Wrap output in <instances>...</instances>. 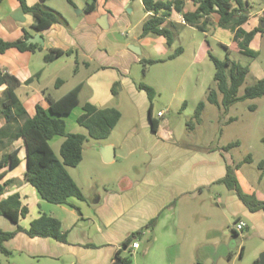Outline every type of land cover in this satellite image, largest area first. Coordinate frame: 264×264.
<instances>
[{"label": "crops", "instance_id": "crops-1", "mask_svg": "<svg viewBox=\"0 0 264 264\" xmlns=\"http://www.w3.org/2000/svg\"><path fill=\"white\" fill-rule=\"evenodd\" d=\"M64 1L66 5L60 4L62 5L60 7L57 6L58 0L44 2L49 8L61 13L67 24H54L43 31L34 29L33 16L21 11L18 0H2L0 2L1 41L13 42L20 39L24 32L28 33L30 37L35 34H41L44 37V45L38 44L40 48L34 51H19L10 48L0 54V71L7 72L20 81L21 85L16 90V94L30 116L33 114L36 104L48 109L49 105L45 94L50 93H47L48 88L41 84L44 74L56 67L57 62L63 56L72 58L74 62L81 58L84 70L91 71L87 80L76 82L57 97L50 94L54 99H58L81 83L78 104L69 114L76 112L75 119L77 121V118L83 113L82 106L97 99L95 97L100 87L97 83V76L100 72L108 69L115 70L117 73L120 70L127 72L130 62L135 60L140 63L144 59L139 58L141 48L139 53H134L127 49L128 43L111 38L108 32L112 23L128 27L127 19L118 13V5L122 9L128 10L132 0H92L93 8L88 12L84 10L85 7L78 8L79 0ZM243 1L246 3L245 9L249 12L248 20H260L261 13L264 11V0H261L262 5L257 6L254 13L250 11V0ZM39 2L40 0H26L29 7ZM70 7L79 9L77 15L84 16L83 20L74 27L68 22L70 19L68 8ZM195 8L192 0H184L182 12L178 13L173 10L166 18L163 27L170 23L177 26L185 25L182 13L192 12ZM129 10L128 13L131 14L132 10ZM144 12L145 18L142 23L152 15L145 9ZM102 18H104V27L99 25ZM218 19L217 14H212L211 24H217ZM245 23L241 26L242 28ZM139 38L142 39L140 36ZM48 48L71 51V54L63 55L53 62L46 63L43 57ZM206 48H209V45H206ZM121 79L130 86L131 94L136 100L140 101L145 96L146 104L140 102L141 131L132 128L122 141L109 143L114 148V159L109 164L118 159H129L138 150H143L148 157L145 162H142L144 167L142 174H131L130 169L136 163L129 164L131 167L128 168L121 166L118 176L112 177L109 181L110 184L103 183L102 188L96 184L98 188L94 190L93 201L84 196V200L70 198L66 204H51L40 198L36 190L24 181L25 147L21 139L13 141L12 146L19 149L20 162L14 169L7 171L1 180V183L13 181L3 198L17 193L22 206L28 209L27 215L20 218L18 222V226L23 230L29 228L31 221L45 214L60 222L61 232L65 233L66 241L59 242L41 237L31 238L25 233L19 232L4 243L5 248L10 251V254L6 255L10 258V264H111L118 260L116 253H119V257L123 258L127 252L130 254L131 264H177L181 254L179 227L181 222L186 223V218L184 215L181 216V213L185 212L184 207L194 203L205 192L208 196L212 194L215 199L223 198L225 208L234 217V221L238 219V221L245 222V228H248V224H250L251 235L249 238L258 239L260 243L257 249L259 252H263L264 211H249L234 190L227 188L228 193L223 196L216 191L211 193L212 187L223 184L222 180L225 178L228 168L237 164L230 156L229 150L225 151L223 147L219 146L196 148L180 143L173 137L168 121H159L164 117V115L158 116L161 111L157 112V118L151 114V117L157 122L155 131H152L148 116L149 108L152 109L151 100L146 92L139 93L137 87H132L133 84L130 80L123 76ZM59 80L61 79L51 80L50 85L55 91L65 84L63 80H61L62 84H59ZM116 81L118 82L113 78L111 83L116 85ZM86 88H88L89 97L82 101L81 94ZM5 89L6 85L0 86V98ZM5 124L4 118L0 115V128ZM234 175L242 192L248 195L252 194L257 200L264 202V198L252 190L248 181L241 175L240 166L235 170ZM72 179L76 183L75 179ZM152 221L155 222L149 227ZM0 229L10 232L14 231L16 226L4 217H0ZM134 234L137 235L135 236L136 240L145 237L148 242L140 254H138L141 249L140 244L136 250L131 249L134 240L127 248L122 247L124 241ZM242 254L243 249L240 256Z\"/></svg>", "mask_w": 264, "mask_h": 264}, {"label": "rangeland", "instance_id": "rangeland-1", "mask_svg": "<svg viewBox=\"0 0 264 264\" xmlns=\"http://www.w3.org/2000/svg\"><path fill=\"white\" fill-rule=\"evenodd\" d=\"M91 3L92 0H79L77 5L79 9H82L86 4ZM57 4L60 7L66 5V2L58 0ZM250 4V11L254 13L256 7L262 5V1L250 0ZM68 9L70 12L68 22L74 27L83 20L84 16L77 15L79 9L71 7ZM129 9L132 10L131 14L126 8L122 9L118 5V13L127 19L129 25L122 27L115 23L110 24L108 32L111 38L128 43L129 50H131L130 46L138 50L141 48L139 58L144 60H164L179 47L183 53L174 60L152 65H144L134 60L128 65L127 72L120 70L117 73L109 69L100 72L97 76V83L100 86L95 97L97 99L91 102H94L92 104L96 107L115 108L121 114L117 125L107 139L96 141L89 138L86 130L77 124L76 112L63 119L67 133L86 135L80 164L74 168H67L82 194L93 201L94 190L98 188L96 184L101 188L103 183L110 184V179L118 176L121 166L128 168L131 167L129 164L136 163L130 169L131 174L135 175L142 174L144 170L142 162H145L148 156L143 150H138L129 159H118L112 164L104 163L98 152L99 145L118 143L132 128H137L138 131L141 129L140 102L146 104V98L143 96L140 101L136 100L131 94L130 86L126 84V81H122L123 76L131 81L132 87H137L139 93H145L144 90L139 91L140 84L153 90L152 116L157 118V112L161 111L164 117L159 121H168L173 137L180 143L196 148L226 147L228 144L238 143L237 146L229 149L230 156L240 166V173L248 181L252 190L264 198V95L256 99L238 101L228 109L208 103L206 100L208 92L216 90V84L213 79L214 64L207 55L208 48L205 42L207 41L209 45L210 54L218 60L223 61L227 57L231 61L248 67L249 72L237 94L241 96L245 88L264 78V20L249 19L243 27L246 31H252L257 27L262 29L249 45L250 49L257 52V56L250 57L241 54L232 44V30L218 27L217 24L207 26L205 33L190 26L170 27L168 25L166 27L173 33L171 46L167 45L162 36L148 35L140 39L142 21L145 18L141 1H130ZM224 46L229 48V53ZM51 69L44 74L41 84L48 88L47 93L55 97L76 82L87 80L91 72L84 70L81 58L74 62L72 58L66 56H63L56 67ZM54 78L65 82L58 91L53 90L50 85ZM113 78L118 80L116 85L111 83ZM113 86L115 94H112ZM88 97L89 92L86 88L81 94V100ZM218 100H221L220 94H218ZM199 103H203V108L200 116L196 118L195 111ZM62 140V137L57 136L50 141V146L58 158H60L59 148ZM215 191L221 196L228 193L227 187L222 183L211 188V193ZM183 210L186 213L181 211V216L184 215L186 223L181 222L179 227L181 254L177 264H253V261L257 260L262 253L257 249L260 241L249 238L250 224L237 235L233 234L234 217L225 208L223 198L215 199L212 194L208 196L205 192ZM137 241L141 245L138 251L140 254L148 242L145 237ZM242 249L243 254L240 256ZM129 255L128 252L124 254V256ZM0 264H10V258L0 253Z\"/></svg>", "mask_w": 264, "mask_h": 264}, {"label": "trees", "instance_id": "trees-1", "mask_svg": "<svg viewBox=\"0 0 264 264\" xmlns=\"http://www.w3.org/2000/svg\"><path fill=\"white\" fill-rule=\"evenodd\" d=\"M2 0H0L1 2ZM46 0H40L39 3L29 7L26 0H18L20 9L23 13L31 14L35 20L34 29L43 31L54 24L66 25V19L56 10H53L44 4ZM70 2V0H67ZM144 9L151 12L142 23L140 37L148 35L162 36L166 43L171 46L173 44V33L167 27H163L166 18L174 10L178 13L182 12L184 0H141ZM196 8L192 12H183L182 18L186 26H190L206 32L207 26L211 25L212 14L219 16L217 26L221 28H230L232 30V44L236 46L238 51L246 56L256 57L257 52L250 49L249 45L257 33L262 31L261 27H257L252 31H245L241 26L248 20L249 12L245 9L246 3L243 0H192ZM92 4L85 6V11H90ZM261 21L264 20V11L261 13ZM170 27H176L174 23H170ZM29 34L24 32L20 39L13 42H3L0 40V54L10 48L19 51H34L39 49L38 44H27ZM206 45H208L207 41ZM229 53V48L224 46ZM71 51H63L61 49L48 48L43 59L44 62L50 63L63 55H69ZM182 54L179 47L173 53L169 54L164 60H141L144 65H152L157 62L173 60ZM207 55L214 64V82L216 90H210L206 97L208 103L215 106H222L228 109L231 105L245 99H256L264 95V78L256 84L245 88L243 95L238 96V90L243 85L249 72L248 67L225 58L223 61L218 60L210 54L208 48ZM62 84V81H58ZM6 85L3 96L0 98V115L5 120V125L0 128V217H4L16 226L14 231H3L0 229V253L9 255L4 243L11 240L17 233L23 232L29 237L51 238L59 242L66 241L65 233L61 232L60 222L55 218L42 214L39 218L31 221L29 228L23 230L18 226L20 218H24L28 209L22 206L20 197L17 193L11 194L5 198L3 195L7 192L13 181H5L1 183L5 173L14 169L19 164L18 148L12 146V142L18 139L23 141L25 147L26 170L23 179L32 186L40 198L51 204H66L68 199L76 198L84 200L80 188L69 175L67 168L78 166L82 160V147L86 139V135L80 133H67L66 124L62 117L68 116L74 107L78 104V93L82 84L79 83L72 89L63 94L60 98L54 99L50 94H45L48 102V109H44L40 104H36L33 114L28 115L22 102L16 94V90L20 87V81L7 72L0 71V86ZM139 90H144L148 98L152 100L153 90L144 85L138 86ZM112 94L115 90L112 87ZM218 94L221 100H218ZM203 103H199L195 117L201 114ZM83 113L77 118V124L84 128L87 136L96 141H102L110 136L111 131L117 125L121 114L115 108H100L91 103H85L82 106ZM151 107L148 116L152 131H155L157 122L151 117ZM62 137L59 155L56 156L49 144L54 137ZM264 142V140H263ZM238 143L228 144L223 147L228 151L231 147L237 146ZM239 165L229 167L223 184L229 189L234 190L243 202V204L251 212L258 210L264 211V202L256 199L254 195H248L240 189L235 179L234 172ZM155 221L149 225L151 227ZM238 222V219L234 223ZM233 234L237 233L232 229ZM137 235L126 239L122 245L127 248L133 238ZM116 259L124 264H131V258L125 256L119 257L116 253ZM257 264V260L253 263Z\"/></svg>", "mask_w": 264, "mask_h": 264}, {"label": "water", "instance_id": "water-1", "mask_svg": "<svg viewBox=\"0 0 264 264\" xmlns=\"http://www.w3.org/2000/svg\"><path fill=\"white\" fill-rule=\"evenodd\" d=\"M127 12H130V10L128 9ZM104 22V18L101 19V21L99 22V25L101 27H104L103 25ZM27 44H39L41 46L44 45V37L41 34H35L31 37H29L27 39ZM131 49V51H133L134 53H139V50L136 47L130 46L129 47ZM98 152L100 153V156L102 158V161L106 164H109L113 161L114 159V148L111 145H99L98 146ZM111 264H124L122 261L120 260H116ZM257 264H264V252H262L259 255V258L257 260Z\"/></svg>", "mask_w": 264, "mask_h": 264}, {"label": "built area", "instance_id": "built-area-1", "mask_svg": "<svg viewBox=\"0 0 264 264\" xmlns=\"http://www.w3.org/2000/svg\"><path fill=\"white\" fill-rule=\"evenodd\" d=\"M162 115V113H158V116L160 117ZM246 227V223L243 222V221H238L235 223V225L233 226V230L238 233V232H241L243 229H245ZM134 241L132 242L131 244V249L132 250H136L138 247H139V243L138 241L134 238L133 239Z\"/></svg>", "mask_w": 264, "mask_h": 264}]
</instances>
